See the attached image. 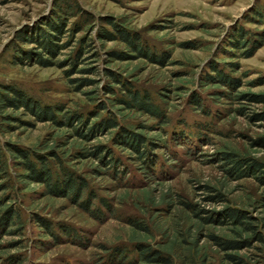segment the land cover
<instances>
[{
    "label": "rangeland",
    "instance_id": "obj_1",
    "mask_svg": "<svg viewBox=\"0 0 264 264\" xmlns=\"http://www.w3.org/2000/svg\"><path fill=\"white\" fill-rule=\"evenodd\" d=\"M86 9L101 16L113 15L123 18L138 30L145 40L158 51L171 53L172 64L161 67L145 60L115 64L123 72L134 73L141 86L153 91L169 94L168 90L184 86L186 93L178 96L170 94V124L165 127L167 145L156 148L153 155L158 158L149 168L141 158L128 151L116 148L123 161L122 170L128 169V176L121 182L100 167L94 159H72L75 169L92 181L95 189L117 209L110 217L106 212L104 219L90 215L69 199H55L39 195L43 186L31 185L27 189L15 177L14 167L10 174L17 182L18 206L25 220L20 237L4 236L0 239V264H9V258L16 256L13 264H112L107 260L109 251L118 246L130 245L132 228L126 222L128 217L146 220L154 229L155 239L150 242L170 245L177 258V264H189L187 255H194L197 264H224L223 255L209 243L206 233L225 234L220 229L201 231L193 222L188 210L176 204L178 196L187 202L206 209H220L206 198L210 194L206 187L223 191L232 205L261 215L253 207L263 193L262 188L252 179L228 182L216 163L210 162L212 156L226 147L241 155L253 156L264 161V149L253 147L251 140L264 135V125L251 123L246 117L228 114L225 107L228 101L215 103L209 94L198 87V81L208 64L215 60L228 59L231 54L229 42L239 27L264 36V24L253 18L256 11L264 12V0H79ZM54 0H0V86L16 85L44 103L65 104L71 110L93 108L83 93L72 90L63 69L42 68L38 65L16 66L13 64L14 43L18 34L32 29L37 22L49 15ZM247 18H249L247 20ZM191 42L197 48L183 47ZM125 45L112 42L107 49H124ZM68 51H65L67 55ZM64 54V55H65ZM64 57V56H63ZM242 73H247L241 91L264 93V85L250 86L248 82L264 77V46L253 57L239 60ZM101 71L104 62H100ZM126 73V75H127ZM195 76V83L181 80L180 75ZM75 74L72 77H81ZM102 85L107 82L103 76ZM197 81V82H196ZM200 82V81H199ZM198 88V90H197ZM89 90V89H87ZM197 90L205 99L213 113L221 112L222 121H215L220 134L209 135L210 144L191 139L184 145H177L172 136L184 128L191 134L197 126L212 121L190 104V91ZM86 91V90H85ZM189 93V94H188ZM232 104V108L238 107ZM226 109V108H225ZM263 105L251 106L250 111H260ZM17 115L22 116L18 113ZM29 120L28 117H24ZM134 125L158 123L143 116H129L126 122ZM156 127L150 136L160 137ZM66 130H57L50 123H38L33 127L21 126L5 136L0 131V141L10 140L24 147L45 149L52 143L64 157L76 155L82 148L95 144L109 145V138L102 137L92 144H84L68 138ZM51 144V145H52ZM61 147V148H60ZM124 167V168H123ZM102 169L93 173V169ZM173 199V201H172ZM168 203H172L171 208ZM105 211V210H104ZM33 214L42 215L54 224L65 227L67 231L56 229L58 237H48L34 222ZM196 225V226H195ZM71 231L75 233L69 234ZM205 233V234H204ZM187 241L195 242V251L189 250ZM15 242V249L9 244ZM192 249L193 246H190ZM257 252L244 251V255ZM195 262V263H196Z\"/></svg>",
    "mask_w": 264,
    "mask_h": 264
},
{
    "label": "trees",
    "instance_id": "obj_2",
    "mask_svg": "<svg viewBox=\"0 0 264 264\" xmlns=\"http://www.w3.org/2000/svg\"><path fill=\"white\" fill-rule=\"evenodd\" d=\"M253 18L264 24L262 10L256 11ZM129 23L113 15L96 14L86 9L79 0H54L48 16L37 22L32 29L18 34V43L13 45L14 65L32 64L42 68L63 69L72 90L83 93L88 104L94 106L71 110L65 104L44 103L16 85H1L2 134L5 136L13 133L21 126L33 127L38 123H50L57 130L68 131V138L84 144H92L102 137H108L110 144L94 143L91 147L82 148L70 158L64 157L57 148H53L52 143L45 144V149L41 150L24 147L7 139L4 144L0 141V239L7 235L20 237L25 225L16 196L18 185L10 174L11 167L15 169V177L21 188L27 189L31 185L43 186L44 190L39 193L40 196L69 199L100 220L104 219L106 212L110 217H114L117 209L107 198L100 195L88 177L75 169L72 159H94L100 163L102 169L121 182L128 176V169L122 170L123 161L115 150L118 148L137 155L150 169L149 173L152 172V165L158 160L153 155L154 149L167 145L170 137L165 130L170 124V94L177 92L180 97L186 93V89L184 86L175 87L168 90L169 94H155L141 86L134 73L128 74L115 68V64L136 60H145L161 67L173 63L170 52L156 50ZM112 42L121 43L125 48L107 49V44ZM181 45L197 48L191 42ZM263 46L264 36L261 33L239 27L229 42L228 52L231 56L209 63V72L202 70L204 74L196 80L198 87L203 91L214 92L209 94V100L212 98L218 104L225 100L231 104V107L224 108L228 114L243 116L251 123L264 125V109L250 111L251 106H264V93L241 91L244 78L248 77V74L237 75L242 70L239 60L253 57ZM68 50L66 55L65 51ZM101 61L104 62L103 71L100 67ZM75 74L82 76L73 78ZM103 76L107 79L104 85L101 81ZM180 77L189 84L195 83L193 75L185 74ZM248 84L264 85V77ZM197 90L188 93L190 104L203 115L212 117V121L198 125L197 131L191 134L184 128L179 133H174L171 140L177 145H184L195 138L207 145L212 141L209 135L220 134L215 121L223 120L221 112L213 113ZM232 104L239 106L233 109ZM18 113L23 117L17 115ZM132 115L155 120L160 137L150 136L156 129L154 125H134L126 122ZM251 145L264 149V135L251 140ZM210 162L217 164L228 182L252 179L262 188L263 193L253 205L257 211H261V215L230 204L227 195L214 187H206L210 192L206 201L222 206L220 209L202 208L180 196L176 204L188 210L193 222L200 229V235L201 231L207 229L225 231V234L211 231L205 235L209 243L223 255L224 264H264V161L257 157L241 155L226 147L217 151ZM102 169L96 168L92 172L101 173ZM168 206L171 208L172 203H168ZM33 220L48 237H58V228L67 231L62 226L57 228L58 225L42 215L33 214ZM126 222L132 228L131 244L111 249L106 261L111 260L112 264H177V258L170 245L148 240L155 237L153 227L146 220L128 217ZM69 229V234L75 233L74 230L71 231L72 228ZM187 242L189 250L195 251V242ZM15 244L12 242L9 245L15 249ZM244 251L257 253L250 256L244 255ZM190 255H187L186 262L197 264L194 255ZM15 261L16 256L8 260L9 264Z\"/></svg>",
    "mask_w": 264,
    "mask_h": 264
}]
</instances>
